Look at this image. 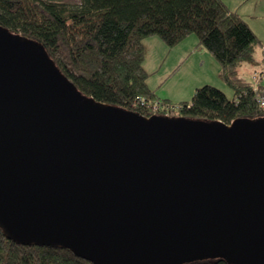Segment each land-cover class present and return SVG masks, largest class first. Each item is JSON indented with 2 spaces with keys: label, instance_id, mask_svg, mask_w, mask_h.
I'll list each match as a JSON object with an SVG mask.
<instances>
[{
  "label": "water",
  "instance_id": "1",
  "mask_svg": "<svg viewBox=\"0 0 264 264\" xmlns=\"http://www.w3.org/2000/svg\"><path fill=\"white\" fill-rule=\"evenodd\" d=\"M0 224L94 264H264V117L98 102L0 28Z\"/></svg>",
  "mask_w": 264,
  "mask_h": 264
},
{
  "label": "trees",
  "instance_id": "2",
  "mask_svg": "<svg viewBox=\"0 0 264 264\" xmlns=\"http://www.w3.org/2000/svg\"><path fill=\"white\" fill-rule=\"evenodd\" d=\"M0 28L42 45L63 76L98 102L145 116L169 113L226 123L264 117L253 81L241 72L247 64L255 66L253 72L264 68L257 55L264 42L225 0H0ZM193 33L221 63L232 97L205 84L192 100L173 102L150 86L145 38L159 36L175 47ZM0 264L94 263L70 249L19 244L0 224ZM182 264L231 263L214 257Z\"/></svg>",
  "mask_w": 264,
  "mask_h": 264
},
{
  "label": "rangeland",
  "instance_id": "3",
  "mask_svg": "<svg viewBox=\"0 0 264 264\" xmlns=\"http://www.w3.org/2000/svg\"><path fill=\"white\" fill-rule=\"evenodd\" d=\"M59 1L72 4L80 2V0ZM260 4V9L256 10L257 13H255L254 1H247L244 4V13H246L248 17L255 15L256 22L262 24L264 28V17L259 14L260 11L264 9V0H262V3ZM246 14L244 15L246 16ZM192 35L198 37L196 33H193ZM144 43L146 51L145 64L147 66V70L151 73L149 83L153 86L157 85L156 88L153 89L156 90L160 99H170L173 102L192 100L195 91L198 88L195 87L193 89L192 85L196 82V80L202 78V76H212L216 81V84L214 83L213 85H216L224 90L230 97L234 95V88L221 76V63L211 51V58L213 59L208 60L205 64H203L204 59L199 57H192L188 62L182 64V60L179 61L174 58V51L171 53L173 47H170L161 37H147L145 38ZM162 44H164V47L166 46L167 48L165 51ZM257 55L260 60H264V47L261 46L257 48ZM256 65V67H259L258 64ZM254 69L255 66H250L249 64L244 65L241 71L242 75L247 80L253 81L252 75ZM206 259L208 258L190 260V262Z\"/></svg>",
  "mask_w": 264,
  "mask_h": 264
},
{
  "label": "crops",
  "instance_id": "4",
  "mask_svg": "<svg viewBox=\"0 0 264 264\" xmlns=\"http://www.w3.org/2000/svg\"><path fill=\"white\" fill-rule=\"evenodd\" d=\"M227 2V4L233 9L238 11L246 20L249 21V23L251 24V26L253 27V29L256 31V33L260 36V38L262 39V41L264 42V28L263 25L260 24L259 22H256V16L255 15H251V16H247L246 13H244V4L247 1H254V11L255 13H257L256 10L260 9V6L262 3V0H225ZM264 9L262 11H260L259 14H261L262 17H264ZM254 13V14H255ZM246 14V16L244 15ZM162 47H164V44H162ZM166 46L164 47V51H165ZM174 51V58H176L177 60H182V64L188 62L192 57H199L204 59V63H207L208 60H211L213 58H211L212 54L211 52L204 46H200L199 45V38L193 35L188 36L187 38H185L182 42H180L178 45H176L175 47H173V49L171 50ZM206 60V61H205ZM146 66V64H145ZM217 66V64H216ZM147 69V66H146ZM163 80V79H162ZM216 84L215 79L212 76H202V78H199L198 80H196V82L192 85L193 89L199 86H202L204 84ZM150 84V83H149ZM150 86L152 88H156L157 85H151ZM188 101V100H187Z\"/></svg>",
  "mask_w": 264,
  "mask_h": 264
},
{
  "label": "built area",
  "instance_id": "5",
  "mask_svg": "<svg viewBox=\"0 0 264 264\" xmlns=\"http://www.w3.org/2000/svg\"><path fill=\"white\" fill-rule=\"evenodd\" d=\"M253 83L255 87V91L257 92L258 96V102L260 103L261 107L264 109V68L257 70L253 72ZM159 103H156V106H158ZM167 116H169V113H167Z\"/></svg>",
  "mask_w": 264,
  "mask_h": 264
}]
</instances>
